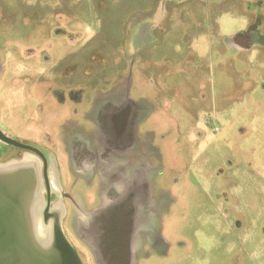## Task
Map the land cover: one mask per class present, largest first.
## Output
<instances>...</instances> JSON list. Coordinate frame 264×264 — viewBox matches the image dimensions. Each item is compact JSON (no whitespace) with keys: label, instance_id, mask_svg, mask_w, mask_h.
I'll return each mask as SVG.
<instances>
[{"label":"rangeland","instance_id":"obj_1","mask_svg":"<svg viewBox=\"0 0 264 264\" xmlns=\"http://www.w3.org/2000/svg\"><path fill=\"white\" fill-rule=\"evenodd\" d=\"M246 1L0 0V124L12 137L48 144L39 118L65 109L50 86L84 84L85 71L107 66L118 80L135 73L133 97L142 88L155 100L142 127L162 147L157 179L172 202L160 217L169 256L141 264H264V48L226 44L256 18ZM155 10L161 26L140 54L125 41L126 26ZM86 216L68 214L62 224L85 264H95L79 228Z\"/></svg>","mask_w":264,"mask_h":264},{"label":"flooded vegetation","instance_id":"obj_2","mask_svg":"<svg viewBox=\"0 0 264 264\" xmlns=\"http://www.w3.org/2000/svg\"><path fill=\"white\" fill-rule=\"evenodd\" d=\"M244 6L247 9L255 6L256 18L251 20L248 16L249 26L233 38L226 39V44L235 52L263 49L264 12L261 10L264 0H248ZM162 13L155 10L131 17L125 31L128 41H125L132 43L133 50L143 54L145 49L140 47L156 40ZM123 54L126 59L133 58ZM103 58L108 60L110 56L104 55ZM110 71L107 66L95 72L85 71L87 78L84 84L51 85L52 96L57 103L65 105V109H45L44 114L42 103L38 104L41 109H35L39 114L42 112L39 124L46 130L48 144L37 146L20 141L37 148L42 154L0 140V163L25 158L40 164L41 194L46 202L49 185L52 213L61 210L64 201L70 206L68 212L61 211L63 222L68 214L97 216L100 219L96 220V225L106 217L114 219L125 215L131 220L130 240L127 244L129 238L126 241L120 238L116 241L118 244L109 238V249L124 251L123 255L116 254L117 264H141L143 258L169 256V243L162 234L160 217L169 210L172 202L167 201L157 179L164 168L162 147L155 131L148 126L142 127L143 122L151 119L157 104L145 95L142 88L138 89L141 95L133 97L135 73L129 72L126 79L118 80L110 79L113 76ZM61 76L62 73L56 77ZM3 131L10 136L13 133ZM21 151H28L31 155L25 157ZM52 173L60 189L53 185ZM89 188L93 191L92 197L90 192H86ZM80 203L85 208L77 206ZM88 218L85 224L79 223L81 230L88 225ZM92 228L98 230L97 227ZM71 229L69 226L67 232L70 233ZM92 256L98 264L93 251Z\"/></svg>","mask_w":264,"mask_h":264},{"label":"water","instance_id":"obj_3","mask_svg":"<svg viewBox=\"0 0 264 264\" xmlns=\"http://www.w3.org/2000/svg\"><path fill=\"white\" fill-rule=\"evenodd\" d=\"M0 140L42 154L37 148L6 134L1 126ZM41 181L40 164L34 161L23 159L0 164V264H85L65 233L61 211H51L49 185L45 202ZM38 213L42 232L39 231ZM124 216L99 220L100 227L95 223L100 218L86 216L89 217L88 225L82 231L88 239L86 244L98 255V264H117V255L124 254V251L109 249V238L115 243L120 238L125 241L129 238L127 244L130 240L131 220Z\"/></svg>","mask_w":264,"mask_h":264},{"label":"bare ground","instance_id":"obj_4","mask_svg":"<svg viewBox=\"0 0 264 264\" xmlns=\"http://www.w3.org/2000/svg\"><path fill=\"white\" fill-rule=\"evenodd\" d=\"M37 217H38V220L40 219V213L37 214ZM38 226H39V231L42 232V229H43V225H42V222L39 220L38 221Z\"/></svg>","mask_w":264,"mask_h":264}]
</instances>
